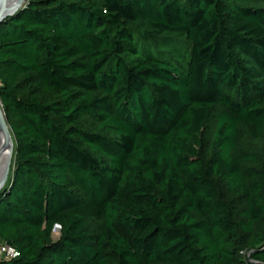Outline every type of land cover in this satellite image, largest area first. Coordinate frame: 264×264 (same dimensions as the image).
<instances>
[{"label":"trees","instance_id":"trees-1","mask_svg":"<svg viewBox=\"0 0 264 264\" xmlns=\"http://www.w3.org/2000/svg\"><path fill=\"white\" fill-rule=\"evenodd\" d=\"M0 103V264H264V0H29Z\"/></svg>","mask_w":264,"mask_h":264},{"label":"bare ground","instance_id":"bare-ground-1","mask_svg":"<svg viewBox=\"0 0 264 264\" xmlns=\"http://www.w3.org/2000/svg\"><path fill=\"white\" fill-rule=\"evenodd\" d=\"M14 2L16 0H0V10ZM14 151L13 134L0 103V189L2 188L8 166L12 164Z\"/></svg>","mask_w":264,"mask_h":264},{"label":"water","instance_id":"water-1","mask_svg":"<svg viewBox=\"0 0 264 264\" xmlns=\"http://www.w3.org/2000/svg\"><path fill=\"white\" fill-rule=\"evenodd\" d=\"M29 0H16V2H14L13 4H9L8 6L2 8L0 10V23L3 22L6 18H8L9 16L17 13L19 10L23 9ZM11 166H8L5 178L3 180V185L2 188L6 185L8 179H9V173H10V168ZM1 188V189H2ZM0 189V190H1Z\"/></svg>","mask_w":264,"mask_h":264},{"label":"built area","instance_id":"built-area-1","mask_svg":"<svg viewBox=\"0 0 264 264\" xmlns=\"http://www.w3.org/2000/svg\"><path fill=\"white\" fill-rule=\"evenodd\" d=\"M17 255L18 251L14 246L4 240H0V262L3 260H10Z\"/></svg>","mask_w":264,"mask_h":264},{"label":"rangeland","instance_id":"rangeland-1","mask_svg":"<svg viewBox=\"0 0 264 264\" xmlns=\"http://www.w3.org/2000/svg\"><path fill=\"white\" fill-rule=\"evenodd\" d=\"M14 162H15V159L13 158V161H12V164H11V169H10V173H9V176L11 175L12 171H13V166H14ZM4 188V187H3ZM2 188V189H3ZM1 189V190H2ZM0 190V191H1ZM60 237V228H56V230L54 231V240H58Z\"/></svg>","mask_w":264,"mask_h":264}]
</instances>
